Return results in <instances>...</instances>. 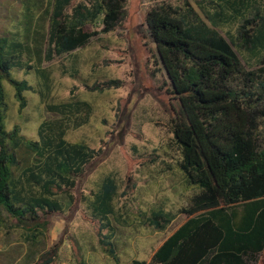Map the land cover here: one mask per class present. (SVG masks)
<instances>
[{"label":"rangeland","instance_id":"374dc122","mask_svg":"<svg viewBox=\"0 0 264 264\" xmlns=\"http://www.w3.org/2000/svg\"><path fill=\"white\" fill-rule=\"evenodd\" d=\"M207 1L127 0L124 17L113 32L101 33L84 48L49 60L53 0H0V39L7 40L5 55L15 63L12 76L31 87L24 93L26 105L22 107L15 88L4 81L7 131L18 128L22 136L35 140L40 125L55 118L48 105L86 102L92 107L88 123L70 127L66 139L86 144L99 155L86 176L76 181L72 191L75 204L69 212L38 211L33 219L19 223L0 207V264L149 262L188 220L179 210L201 190L188 185L180 168L182 151L172 132L178 102L168 93L166 72L157 64L146 15L151 9L164 8L192 23L202 19L212 25L207 16L217 6ZM214 1L230 14H235L233 8L240 11L232 21L223 19L217 29L232 43L242 64L243 73L231 80L228 88L239 93L242 103L248 102L257 87L245 75L263 67L264 51L256 52L245 43V30L255 31L256 27L246 25L242 16L250 20L264 17V0ZM235 1L241 2L235 6ZM93 2L74 0L73 6ZM88 29L101 31L103 25L90 24ZM38 69L46 70L50 77V90L44 98ZM250 106L256 138L264 147V119L259 114L262 103L251 102ZM107 177L115 179L118 194L114 215L102 222L112 230H101L93 201ZM25 188V196L40 195V187L26 184ZM158 211L176 215L162 231L149 223ZM105 236H111L118 261L105 252ZM50 258L53 262H48Z\"/></svg>","mask_w":264,"mask_h":264},{"label":"trees","instance_id":"16d2710c","mask_svg":"<svg viewBox=\"0 0 264 264\" xmlns=\"http://www.w3.org/2000/svg\"><path fill=\"white\" fill-rule=\"evenodd\" d=\"M207 2L217 6L207 16L212 25L202 19L192 23L164 8L151 9L146 15L157 64L166 72L168 93L178 102L172 132L182 151L180 168L188 185L201 191L179 210L188 220L152 259L131 264H264V147L258 143L250 113V103L261 101L259 114L264 119V65L245 75L257 90L242 103L239 93L228 88L243 73L241 61L232 43L217 29L223 19L232 21L240 11L233 8L235 14H230L224 5ZM73 3L53 0L51 4L49 60L84 48L101 33L113 32L124 17L127 0ZM242 17L250 28L256 27L255 31L245 30V43L256 52L264 51V17ZM98 23L103 25L101 31L88 29ZM6 44L7 40L0 39V207L22 223L38 211L69 212L75 204L72 191L76 181L86 176L99 155L86 144L66 139L70 127L88 123L92 107L86 102L48 105L55 118L40 125L35 140L22 136L18 128L7 131L4 81L15 88L22 107L26 105L24 93L31 87L13 78L15 63L5 55ZM37 73L43 81L40 95L44 98L50 90V77L46 70ZM26 184L40 187V195L25 196ZM117 194L115 179L107 177L94 195L93 211L101 230H112L102 222L114 215ZM175 218L158 211L149 223L162 231ZM102 244L118 261L111 236H105Z\"/></svg>","mask_w":264,"mask_h":264}]
</instances>
